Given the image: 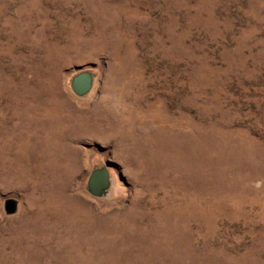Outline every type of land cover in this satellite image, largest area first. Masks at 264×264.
I'll return each instance as SVG.
<instances>
[{
	"label": "rangeland",
	"instance_id": "374dc122",
	"mask_svg": "<svg viewBox=\"0 0 264 264\" xmlns=\"http://www.w3.org/2000/svg\"><path fill=\"white\" fill-rule=\"evenodd\" d=\"M0 264H264V0H0Z\"/></svg>",
	"mask_w": 264,
	"mask_h": 264
},
{
	"label": "water",
	"instance_id": "95a60500",
	"mask_svg": "<svg viewBox=\"0 0 264 264\" xmlns=\"http://www.w3.org/2000/svg\"><path fill=\"white\" fill-rule=\"evenodd\" d=\"M94 74L90 71L76 73L71 79V88L77 95L87 94L93 87ZM88 190L92 195L103 194L110 185L109 173L105 168H96L91 171L88 181ZM5 209L13 213L17 209L16 200L9 198L5 202Z\"/></svg>",
	"mask_w": 264,
	"mask_h": 264
},
{
	"label": "bare ground",
	"instance_id": "6f19581e",
	"mask_svg": "<svg viewBox=\"0 0 264 264\" xmlns=\"http://www.w3.org/2000/svg\"><path fill=\"white\" fill-rule=\"evenodd\" d=\"M55 57V56H54ZM48 123V122H47ZM58 126V125H57ZM16 135V134H15ZM38 137V136H37ZM56 156V155H55ZM46 167V166H45ZM60 168V167H59ZM64 174V173H63ZM40 175V174H39ZM47 201V200H46ZM77 224V223H76ZM19 228V227H18ZM65 228V227H64ZM69 236V235H68ZM46 242V241H45ZM22 262V261H21Z\"/></svg>",
	"mask_w": 264,
	"mask_h": 264
}]
</instances>
